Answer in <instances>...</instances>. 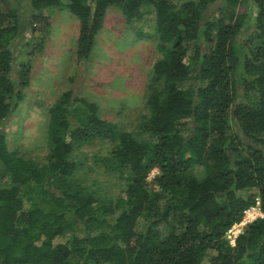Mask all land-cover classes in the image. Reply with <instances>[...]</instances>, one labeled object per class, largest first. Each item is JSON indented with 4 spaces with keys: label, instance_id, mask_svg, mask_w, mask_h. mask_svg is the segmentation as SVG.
<instances>
[{
    "label": "trees",
    "instance_id": "1",
    "mask_svg": "<svg viewBox=\"0 0 264 264\" xmlns=\"http://www.w3.org/2000/svg\"><path fill=\"white\" fill-rule=\"evenodd\" d=\"M29 5L26 20L0 5V264H264V217L227 240L257 203L264 216V0ZM111 8L127 22L155 17L161 57L136 132L119 133L66 90L49 109L46 165L10 152L1 125L30 84L46 13L78 19L75 57L87 62ZM102 140L125 180L117 199L75 183L76 151Z\"/></svg>",
    "mask_w": 264,
    "mask_h": 264
},
{
    "label": "rangeland",
    "instance_id": "2",
    "mask_svg": "<svg viewBox=\"0 0 264 264\" xmlns=\"http://www.w3.org/2000/svg\"><path fill=\"white\" fill-rule=\"evenodd\" d=\"M0 5L2 9L16 10L23 20L30 16L29 0H0ZM243 11L245 7L239 10ZM46 14L49 26L33 37L43 36L45 44L33 60L30 84L22 101L1 125L10 152L44 166L49 153V109L63 91L71 90L75 96L95 103L101 117L115 124L119 133L136 132L148 113L147 84L154 63L161 57L154 36V15L127 22L118 9L111 8L89 60L78 62V19L65 10ZM30 40L31 36L25 33L13 41L17 58L22 57ZM113 145L106 140L95 141L75 153L79 164L75 183L104 199L123 197L126 188L125 180L119 178L109 162ZM248 225L237 224L227 233L231 246Z\"/></svg>",
    "mask_w": 264,
    "mask_h": 264
},
{
    "label": "built area",
    "instance_id": "3",
    "mask_svg": "<svg viewBox=\"0 0 264 264\" xmlns=\"http://www.w3.org/2000/svg\"><path fill=\"white\" fill-rule=\"evenodd\" d=\"M263 217L264 216H263V213H262V211L260 209V205H259V203H257V205L255 207H252L251 209L246 211L245 216H244V218H243L241 223H244V224L248 225V224L253 223L257 219H260V218H263ZM230 233H231V230H230ZM236 238H235V240H236Z\"/></svg>",
    "mask_w": 264,
    "mask_h": 264
}]
</instances>
